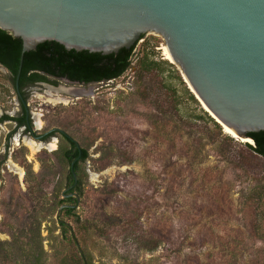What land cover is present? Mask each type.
I'll return each instance as SVG.
<instances>
[{"label": "rangeland", "instance_id": "rangeland-1", "mask_svg": "<svg viewBox=\"0 0 264 264\" xmlns=\"http://www.w3.org/2000/svg\"><path fill=\"white\" fill-rule=\"evenodd\" d=\"M139 40L130 68L97 89H25L32 135L0 124V264H31L37 253L58 264L76 252L55 220L68 174L51 155L60 136L46 140L53 150L26 145L52 129L88 153L79 205L63 218L86 264H264V158L188 98L160 36ZM144 55L156 64L149 71L139 68ZM21 109L0 67V117Z\"/></svg>", "mask_w": 264, "mask_h": 264}, {"label": "water", "instance_id": "water-1", "mask_svg": "<svg viewBox=\"0 0 264 264\" xmlns=\"http://www.w3.org/2000/svg\"><path fill=\"white\" fill-rule=\"evenodd\" d=\"M0 30L22 42L17 92L23 55L39 44L56 42L66 50L109 55L153 33L217 124L242 139L264 131V0H0ZM62 82L36 85L48 90L83 86ZM61 132L52 129L36 140ZM75 161L70 164L73 184L61 193L75 204L60 206L57 222H62L63 209H75L80 202L77 193L65 194L76 185ZM62 223L86 264L70 225Z\"/></svg>", "mask_w": 264, "mask_h": 264}, {"label": "trees", "instance_id": "trees-1", "mask_svg": "<svg viewBox=\"0 0 264 264\" xmlns=\"http://www.w3.org/2000/svg\"><path fill=\"white\" fill-rule=\"evenodd\" d=\"M141 37H143V35ZM21 45L22 42L20 39L14 38L9 33L0 30V66L11 75L12 86L17 97V93L19 92V99L22 108V112L18 117H10L8 115L1 116L0 124L5 121L13 122L15 123L16 129L23 128L26 134L31 133V127L30 120H28L27 110L24 107L25 101L22 98L24 89L32 87L37 83H46L56 86V82L50 81L48 77L64 78L71 83L83 86L90 84H106L107 82L121 77L130 68V60L134 50L133 46L129 50L120 49L117 53L102 55L100 53H89L87 51L76 52L74 50H66L56 42L39 44L34 50L23 55L17 92L15 79L20 64ZM169 65L172 66L171 64ZM155 66V62L150 61L145 55L139 62V68L142 71H149ZM179 81L185 88V84L180 77ZM184 91L188 95V98L196 103L193 94L189 92L187 88H185ZM207 117L213 127L220 132L222 129L221 126L209 116ZM58 134L60 136V141L58 142L57 149L54 150L51 155L60 167L68 168V174L64 178V182L62 181L65 183L66 188H69L73 184L70 164L76 160L73 166V171L76 175V185L65 194L78 193L80 197L81 194L79 191L82 181L79 175V167L88 158L87 150L80 148L77 143L64 132ZM52 135L53 133L48 136ZM48 136H43L41 141H44ZM32 137L36 139L38 135L33 133ZM247 137L252 141V144L244 143L247 150L264 158V131L248 133ZM78 150L81 151V156L79 158ZM56 204L57 208L62 205H73L75 204V199L72 197L62 198L61 195V198ZM73 215L74 209L66 208L61 212L59 219L60 221L65 222L63 218H70L73 217ZM62 222H57L61 230V236L68 244H72L76 247V252L74 256L62 258L59 260L58 264H84L83 258L71 236L70 228ZM31 264H41L40 253H37L33 257Z\"/></svg>", "mask_w": 264, "mask_h": 264}, {"label": "bare ground", "instance_id": "bare-ground-1", "mask_svg": "<svg viewBox=\"0 0 264 264\" xmlns=\"http://www.w3.org/2000/svg\"><path fill=\"white\" fill-rule=\"evenodd\" d=\"M163 54H164V57H165V60H168L169 62L172 63V61L170 60L169 56H168V53H167V50H166V47H163ZM189 87V86H188ZM190 88V87H189ZM60 90L61 92H65V93H69V94H78V93H82L81 90H74V89H55L54 91H57ZM191 90V89H190ZM200 102V101H199ZM200 104L202 105V107L204 108V110L210 115V116H213L209 111L208 109L200 102ZM37 126H40V122L37 121ZM222 129H223V132L229 136H232V137H235V138H238L235 134H233L232 132H230L225 126H222ZM239 141L242 142V143H248V144H252V141L250 139H242V138H239ZM26 145L28 146V148L30 149L31 153L34 154L36 153L37 151H39L41 148H44V147H47V148H50V149H55L56 148V144L55 142H52L50 144H47V145H44V144H38V143H35L33 141H26ZM15 170H18L19 171V175L22 177L23 175V172L22 170H19V169H16Z\"/></svg>", "mask_w": 264, "mask_h": 264}, {"label": "flooded vegetation", "instance_id": "flooded-vegetation-1", "mask_svg": "<svg viewBox=\"0 0 264 264\" xmlns=\"http://www.w3.org/2000/svg\"><path fill=\"white\" fill-rule=\"evenodd\" d=\"M48 79L50 80V81H55L56 82V86H58V85H61V84H63V82H62V80H66V79H64V78H52V77H48ZM66 81H68V80H66ZM71 83V82H70ZM90 85H92V84H90ZM66 87H67V85H65ZM69 87V86H68ZM25 90V89H24ZM23 90V91H24ZM18 94V99H19V92L17 93ZM19 101H20V99H19ZM25 107V106H24ZM27 115H28V112H27ZM29 116V115H28ZM28 120H29V117H28ZM31 127V126H30ZM43 135V134H42ZM42 135H40V136H42ZM40 136H38V137H40ZM37 137V138H38ZM51 136H48V137H46V139H44V140H47L48 138H50ZM42 139V138H41ZM40 139V140H41Z\"/></svg>", "mask_w": 264, "mask_h": 264}, {"label": "built area", "instance_id": "built-area-1", "mask_svg": "<svg viewBox=\"0 0 264 264\" xmlns=\"http://www.w3.org/2000/svg\"><path fill=\"white\" fill-rule=\"evenodd\" d=\"M142 40H139L138 42H141Z\"/></svg>", "mask_w": 264, "mask_h": 264}]
</instances>
